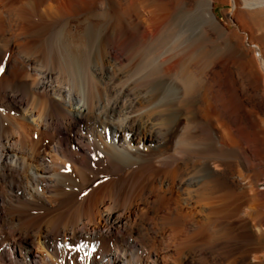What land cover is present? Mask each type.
Masks as SVG:
<instances>
[{
	"label": "bare ground",
	"instance_id": "bare-ground-1",
	"mask_svg": "<svg viewBox=\"0 0 264 264\" xmlns=\"http://www.w3.org/2000/svg\"><path fill=\"white\" fill-rule=\"evenodd\" d=\"M109 1L0 3V264H264V0Z\"/></svg>",
	"mask_w": 264,
	"mask_h": 264
},
{
	"label": "rangeland",
	"instance_id": "rangeland-1",
	"mask_svg": "<svg viewBox=\"0 0 264 264\" xmlns=\"http://www.w3.org/2000/svg\"><path fill=\"white\" fill-rule=\"evenodd\" d=\"M1 1L2 0H0V3H1ZM14 1H18V0H14ZM4 2V1H3ZM121 4V5H120ZM113 7V8H112ZM228 6H226V5H224L223 3H221V2H219V1H217L215 4H214V9H213V11H214V14H215V17L216 18H218L220 21H221V23L224 25V26H226L227 28H231L232 27V25H230L229 23H228V20H227V17L225 16L226 14H225V9L227 8ZM105 8V9H104ZM124 8H128V3L126 2V1H124V0H110L109 1V3L108 4H106V6H104V7H101L98 11V14L99 13H101V14H99L98 16H96V17H98V19L99 18H106V20L108 19L109 20V16H110V14L111 13H113L115 10L116 11H118L119 9V11H121V10H123ZM110 9V10H109ZM107 14V15H106ZM121 15H122V13H121ZM119 15L120 17H118V20L119 21H121V22H123V23H125V24H127V22H128V17H126V18H121V17H123L124 15ZM96 17H95V19L94 20H96ZM125 17V16H124ZM127 20V21H126ZM83 25V24H82ZM63 26V25H62ZM64 28L65 27H60V28H56L57 30L56 31H54L52 34L50 33L49 35H47L48 37H47V44H48V49L49 50H51V49H53V51H54V54H57V55H60L59 56V58H60V60L63 62V64H64V66H65V68H66V70L67 71H69L70 69H72L73 68V66L71 65V62H72V60H70V58H72L73 57V54H74V52L73 51H71L68 47H67V49H65V50H63V49H61V48H59L56 44L57 43H60L59 42V40L60 41H63V42H65V41H77L76 39L79 37V39H82L83 38V33H80V32H82V31H75V33L74 34H70V33H67L66 32V30H64ZM58 32H60V33H58ZM77 32V33H76ZM58 33V34H57ZM78 33H80L79 35H77ZM70 35H71V37H70ZM81 36V37H80ZM52 37V38H51ZM51 40V41H50ZM50 41V42H49ZM54 41V43H52ZM57 41V42H56ZM62 43V42H61ZM57 46V47H56ZM73 53V54H72ZM71 65V66H70ZM153 65V66H152ZM146 67L148 68V69H145L144 71H143V73H142V75L146 78V76L148 77V76H153V74H155V75H157L158 74V72H159V69H158V67L155 65V63H152V62H149V63H147V65H146ZM156 68V69H155ZM69 69V70H68ZM155 69V70H154ZM158 70V71H157ZM257 127V128H256ZM257 130V133H256V131H254V130ZM255 129L253 130L254 131V134L257 136V137H259L260 136V134H259V130H260V127H258V126H256L255 125ZM259 129V130H258ZM254 135V137H252V140H249L248 141V143L244 140V139H239V142H240V151L244 154L243 156H245L246 158H248L251 162H254V165L257 167V168H264V148L261 146L260 147V145L258 144V142H256V136ZM253 140L255 141V142H253ZM253 142V143H252ZM248 144V145H247ZM257 144H258V146H257ZM246 146H248L249 148H250V151L249 152H245V147ZM254 146V147H253ZM258 147H260V148H258ZM247 159V160H248ZM259 163L261 164V165H259ZM259 187L260 188H264V179H262V180H260L259 181ZM241 192H242V189H241ZM243 193V192H242ZM227 196V197H226ZM226 196H224V199L226 200V199H228V195L226 194ZM211 201L213 202V199H211L209 202H208V200H205L204 201V203L205 202H207V203H211ZM182 202V201H181ZM200 202H202V201H198V202H195V200L194 201H192V204L190 205H187V206H185L186 207V212L189 210L190 211V213L189 214H194V212L196 213L197 211H198V209L200 210L201 208V205L203 204V202L202 203H200ZM195 204H200V205H196L195 206ZM189 206V207H188ZM191 206H192V208H191ZM193 206H195L196 207V210H194V208L195 207H193ZM188 209V210H187ZM262 209H264V207L262 208V206L261 205H257V210H258V212H260V211H264V210H262ZM193 210V211H192ZM188 211V212H189ZM187 212V213H188ZM199 212V211H198ZM197 214V213H196ZM262 217V221H260V218L259 217H257L256 219H255V224L257 225V226H259L260 225V222L263 224L264 223V217L263 216H261ZM261 224V225H262ZM262 228L264 229V224L262 225ZM256 235V238H257V240H256V253L258 254V255H262L263 253H264V233L263 234H255ZM261 239V240H260Z\"/></svg>",
	"mask_w": 264,
	"mask_h": 264
}]
</instances>
